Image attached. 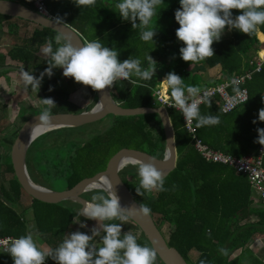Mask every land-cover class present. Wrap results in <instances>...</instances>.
<instances>
[{
  "label": "trees",
  "instance_id": "16d2710c",
  "mask_svg": "<svg viewBox=\"0 0 264 264\" xmlns=\"http://www.w3.org/2000/svg\"><path fill=\"white\" fill-rule=\"evenodd\" d=\"M10 1L19 2L35 11L32 3L27 0ZM44 1L49 13L73 28L84 43L100 40L103 46L118 51L121 62L131 57L138 58L141 60V67L145 69L149 66L147 58L150 55L154 58L156 73L151 80H138L136 85L127 80L116 81L109 88L113 100L118 101L123 108L157 107L154 91L159 89L161 79H166L172 72L183 79L185 88L197 86L202 90L220 84L232 75L251 71L253 66L250 61L262 47L257 35L261 33L264 36V25L257 26L251 35L231 29L227 37H221L214 42L213 56L191 64L181 58L180 48L185 45L176 36L180 25L175 20V12L181 8L180 0H163L157 6L150 24L156 30V35L150 42H144L140 38L141 30H134L131 21L123 20L115 10V5L120 0H96L94 6L83 8L77 7L73 0ZM106 14L109 16L106 17ZM239 14H242L240 10H233V16ZM20 21L34 25L35 28L28 34L18 36ZM0 29H6L7 35L15 37L9 50L0 55V69L11 64L28 72L41 73L48 67L47 61L50 57L46 55L37 62V56L49 46V41L53 51L59 47L55 41L57 32L19 18L0 15ZM259 39L263 40V37L259 35ZM191 66L194 68L193 72L189 68ZM216 67H219V76L213 80H204V70L209 71ZM53 72L45 85H40L35 104L25 107L27 113L24 112L21 125L27 118L39 114L34 109L36 105H42L41 99L52 98L55 101L57 106L51 110L53 114L77 109L69 100L70 94L60 83L63 69H53ZM253 79V83L247 82L244 85L248 90V101L230 113L221 112L216 104L217 98L211 99V106L204 102L199 107L201 115L219 116L220 119L219 124L202 128H197L196 121H193L196 137L204 144L235 157H241L248 152L257 154L260 147L264 149V145L255 142L259 135L257 129L264 127V122L258 119L259 110L264 108V100L258 102L257 96L261 95V90L255 92L257 80H264V63ZM65 84L72 91H76L74 79L71 78ZM85 87L95 104L94 90L90 86ZM50 88L53 90L49 91ZM230 92H234L233 88ZM167 93L172 100L168 86ZM166 112L174 131L175 168L164 176L166 191L145 193L142 197L136 192L139 184V164L123 167L120 176L134 200L151 209L150 216L159 230L162 224L167 225V236L161 230L160 232L167 245L175 248L187 264H264L249 248L257 236H264V204L261 207L256 205L246 176L229 167L205 162L193 147L192 137L184 127L182 114L171 108H167ZM106 118L110 119L108 127L89 128L86 133L79 128H58L42 133L32 142L27 155H32L35 168L41 169L40 156L54 152L55 158L48 159L51 170L46 173L52 179L58 178L64 186L63 190H69L81 180L104 170L109 158L122 147L138 149L159 159L164 158L167 149L163 129L156 114L129 117L110 115ZM254 120L257 123L254 124ZM102 122L103 120L98 123ZM20 126L14 128L12 135L0 137V148L11 147ZM44 136L47 138L46 142L38 146L45 139ZM26 167L32 182L39 184L31 168ZM90 194L91 192L85 193L81 197L89 201ZM24 195L11 163L3 164L0 154V238L16 239L31 233L33 238L36 237L41 242V247L54 250L67 234L74 232L81 205L73 201L47 204L31 197H28L29 202L25 204ZM28 214L32 216L30 225ZM101 223L121 222L114 220ZM130 223L138 228L128 220L122 225V235L129 232ZM83 233L91 235V230ZM136 237L140 245L150 246L141 232ZM92 243L97 247L102 246L98 237ZM193 251L197 253L195 260L189 256ZM0 264H14L11 255L1 249ZM45 264L56 262L49 257ZM156 264L162 263L157 259Z\"/></svg>",
  "mask_w": 264,
  "mask_h": 264
},
{
  "label": "clouds",
  "instance_id": "9594fccd",
  "mask_svg": "<svg viewBox=\"0 0 264 264\" xmlns=\"http://www.w3.org/2000/svg\"><path fill=\"white\" fill-rule=\"evenodd\" d=\"M73 2L80 8L96 4V0ZM162 2L163 0H120L115 5V10L123 20L131 21L134 30L137 28L141 30L140 38L144 42H150L156 35V30L150 27V24L157 6ZM180 5L181 8L175 12V20L180 25L176 30V36L185 45L180 48L181 58L191 64L214 55L212 46L221 39L226 27L251 35L257 26L264 25V0H180ZM233 10H240L242 14L233 16ZM55 41L59 45L55 51L51 48V41L49 46L43 49V53L50 59L47 61L48 67L40 73L39 78L28 71H22L25 87L31 86L33 92L37 90L39 92L43 78L45 76L50 78L54 74L53 69L57 68L63 69L64 77L73 78L76 83L90 86L98 92L111 88L118 80H127L136 85L138 80H151L156 73L155 61L151 55L147 58L149 66L145 69L141 67V60L138 58L131 57L121 62L118 59V51L103 46L100 40L76 46L69 36L60 33L56 35ZM162 83L170 89L173 100L170 106L183 114L187 126L191 127L193 121H196L197 128L220 123L219 116L200 114L199 105L202 102L211 106L207 91L200 95L201 89L197 86L185 88L183 79L175 72L169 73ZM239 83L236 79L231 81L235 93L230 101L232 104L241 96ZM41 102L44 107L37 116L39 121L37 125L50 126L54 117L51 110L57 105L52 98L41 99ZM258 119L264 122V108L259 110ZM253 123L257 121L254 120ZM257 131L259 135L255 142L264 145V128ZM164 158H168L167 154ZM137 172L138 195L144 197L145 193L167 190L164 187V174L154 162H140ZM96 193L92 195L91 201L84 202V207L79 213L80 216L98 222V227L92 228L91 235L76 231L67 234L54 250H41L33 235L28 233L14 239L5 249L11 255L14 264H45L49 257L56 264H156L158 253L154 247L140 245L131 231L122 235V225L130 216L147 217L151 209L143 203L137 209L122 207L120 198L111 184L97 188ZM114 220L121 223H100ZM96 237H100L102 246L97 247L92 243Z\"/></svg>",
  "mask_w": 264,
  "mask_h": 264
},
{
  "label": "water",
  "instance_id": "95a60500",
  "mask_svg": "<svg viewBox=\"0 0 264 264\" xmlns=\"http://www.w3.org/2000/svg\"><path fill=\"white\" fill-rule=\"evenodd\" d=\"M0 15L19 18L21 20L34 23L40 27L51 29L58 34H66L71 38L72 42L76 46H83L84 44L80 35L67 24L57 20L47 19L19 2L0 0ZM94 94L96 102L88 111L74 114L64 112L56 114L52 113L54 116L51 123L54 125L53 129L79 128L101 121L110 115L129 117L156 114L159 117L163 129L167 149L166 154L168 158L159 159L138 149L122 147L109 158L105 169L97 172L92 177L81 180L69 190H48L32 182L25 164L27 150L31 142L34 141L28 140V134L30 130L39 123L37 118L39 114H36L27 118L23 122L10 147L9 159L13 168L14 176L23 192L32 199L47 204H57L62 201H73L81 205L80 212L84 207V202L86 201L81 196L91 190H94L90 188L92 183L102 177H105L109 184L113 186L116 194L120 198L121 206L129 209H137L140 204L134 200L130 190L124 184L120 176V171L128 164H139L140 162L152 161L155 163L157 168L163 172L164 176H167L170 172H172L176 163V149L172 124L169 120L166 109L162 106L123 108L118 101L113 100L109 88L105 89L103 92L94 91ZM153 158L155 159L153 160ZM129 220H131L139 228L149 245L156 249L158 253L157 259L162 264H187L175 248L167 245L164 236L150 215L147 217L143 215L130 216Z\"/></svg>",
  "mask_w": 264,
  "mask_h": 264
},
{
  "label": "built area",
  "instance_id": "2783aa9c",
  "mask_svg": "<svg viewBox=\"0 0 264 264\" xmlns=\"http://www.w3.org/2000/svg\"><path fill=\"white\" fill-rule=\"evenodd\" d=\"M32 3L35 11L42 15L43 17L56 20L52 16L48 9L46 8L44 0H27ZM264 63V51H259L256 57L250 61V65L253 66L251 71L244 72L238 75H232L229 79L223 81L220 84L215 86H210L201 90L200 95H203V92L207 91L209 93L210 99L217 98L216 104L220 108L223 114L230 113L237 107L242 104H245L248 101L249 94L247 88L244 87L247 81L251 79L253 73H258L261 70L262 64ZM233 79L238 80L239 88L241 89V96L238 98L237 102L234 104L230 103L232 97L235 95L234 92H230V89L233 88L231 81ZM165 79H161L159 89L154 91V101L165 109L171 108L176 110L174 107L170 106L173 101L170 99L167 93V86L165 83H162ZM124 81V80H118ZM191 100V97H189ZM202 102L199 107L203 104ZM177 112H180L176 110ZM181 113V112H180ZM182 114V113H181ZM183 117V114H182ZM183 124L189 135L193 140V147L199 156L208 163H214L223 165L233 169L236 173L246 176L253 197L257 199L261 204H264V167H263V154L264 149L260 147L257 154L248 152L247 154L241 157H235L230 154L224 153L222 151L214 150L208 145L204 144L200 139L196 137V128L193 123L191 127L186 125V121L183 118ZM15 238L3 237L0 238V249L6 252V247L10 246L11 242Z\"/></svg>",
  "mask_w": 264,
  "mask_h": 264
},
{
  "label": "rangeland",
  "instance_id": "374dc122",
  "mask_svg": "<svg viewBox=\"0 0 264 264\" xmlns=\"http://www.w3.org/2000/svg\"><path fill=\"white\" fill-rule=\"evenodd\" d=\"M108 16L109 15L106 14V17H108ZM33 28H35L34 25L21 23V25H20V29L21 30L19 31L18 36L19 35L23 36L26 33L27 34L30 33ZM4 33H5L4 31L0 30V41H2L1 39H3V34ZM228 35H229V29H225V31H224V33L222 34L221 37H227ZM3 40H4V43H5L4 45H7L8 49H9L12 46L13 42L15 41V37L8 35V39L6 37H4ZM45 56L46 55L44 53L39 54V56H37V58H36V61L40 62L41 58H43ZM189 68H190V70L192 72L194 71L193 67H189ZM34 75H36L37 78H39V76H40L39 74H36V73H34ZM218 76H219V67H216V68L211 69L209 71H205L204 70V72H203L204 80L205 79L206 80H213L214 78H216ZM47 79H48V76H45L41 83L42 84H44V82L46 83ZM70 79L71 78H67V77L62 76V80H61L60 83L62 85V88L67 90V92L70 94L69 100H70V102L74 103L77 106V109L74 110V111L72 109H70V110H68L67 112H64V113H69V114L73 113L74 114L75 111L82 112V111H85V110H87V111L90 110L94 106V104L92 103V101L90 99L89 93H88L85 85L80 84V83H76L74 81V86L76 88V91H72V89L69 88V86L67 84H65L66 81H68ZM186 96H187V94H186ZM157 106H159V104ZM21 107L19 106L18 107L19 109L14 110V111L9 113V117H10V119H12L11 122L13 123L11 125L13 127L9 124L8 119L7 118L6 119L3 118L1 113H0V137L12 135V133H14V127L21 125V123H22V119L20 118L21 113H22ZM42 108H43V104L42 105H36L34 110L38 111L39 114H40ZM24 111L26 112L25 109H24ZM98 122L92 123V126H91V124H89V125H86V126L79 127V130H81V131L86 133L89 128H101V127L106 128L110 124V119L109 118H105V119H103L102 123H98ZM73 129H75V128H73ZM73 129H70V130H73ZM76 129H78V128H76ZM44 138H45L44 140H42L43 137L40 138L42 141H40L38 146H40L42 143L46 142L47 138L45 136H44ZM32 142H31V144H32ZM31 144H30V146H31ZM30 146H29V148H30ZM0 154H2V162H3V164H7L8 162H10V159H9L10 148L9 147H4V148L1 147L0 148ZM54 158H55L54 157V152L50 153V154H45V155L42 154V157L40 156V158H39V160L42 162L41 169H40L38 167L35 168L36 164H35V162H34V160L32 158V155L28 157V155L26 153L25 164H26V166L31 168L34 176L38 180L39 184H36V185L44 187V188H46L48 190H51V191H62L63 187H64L62 182L59 181L58 178H56V177L54 179H52L46 173L47 170H51V164L48 162V159H52L53 160ZM89 192H91V194H90L91 197H92V195L97 194L95 189L91 190ZM24 196H25L24 203L26 204L27 202H29V198H28L29 196H27L26 194ZM89 201H91V199ZM17 210H19V209L17 208ZM78 213H80V212H78ZM31 218H32V216L30 214H28L27 215V219L29 220V225L32 222V221H30ZM82 225H84V226H82ZM94 227H98V222L97 221L90 220V219L84 218L83 216H80V217H77V220H75L74 232L75 231L83 232L85 230H92V228H94ZM160 230L162 231V233H164L167 236V225L165 223L160 226ZM128 231H131V233L134 234L135 236H139L140 235L139 229L135 228L131 223L128 224ZM101 235H102V233H101ZM98 240L100 241V237H98ZM34 241L36 242L37 246L40 249L46 250L44 247L40 246L41 242L36 237H35ZM189 256H190V258L192 260H195V258L197 256V253L195 251H193V252L190 253Z\"/></svg>",
  "mask_w": 264,
  "mask_h": 264
},
{
  "label": "crops",
  "instance_id": "0c3cea01",
  "mask_svg": "<svg viewBox=\"0 0 264 264\" xmlns=\"http://www.w3.org/2000/svg\"><path fill=\"white\" fill-rule=\"evenodd\" d=\"M21 23H24V22L20 21V22H18V25L20 26ZM0 30L5 32L3 34V39H4V37H6L8 39V35L6 34V29H0ZM259 35H261L263 37V40L259 39ZM257 37H258L260 44L262 45V47L260 48L259 51H264V36H263V34L258 33ZM3 39H1L2 41H0V55H4L6 53V51L9 50L8 46L4 45L5 43H4ZM6 62L8 64V61H6ZM191 67H193V66H191ZM23 70L24 69H19L14 65L12 66L11 64L6 65L5 67L0 69V113H1L3 118L8 119V122L10 125L13 124L11 122L12 119H10V117H9L10 112L19 109L18 107L19 106L21 107L23 105L21 107L22 113L20 112L21 113L20 118L22 119L23 114L27 113V111L26 112L24 111L25 107L33 106L35 104L34 100H36L38 98V93H39L38 90L36 92H33L31 90V86H29L27 88L25 87L24 82L22 80V71ZM29 73L34 75V73H36V72H29ZM258 73H253L251 76V79L247 82L253 83V81H254L253 78ZM36 74L40 75V73H36ZM34 76L36 77V75H34ZM41 85L44 86L45 82H44V84L41 83ZM256 85H257V88H256ZM260 90H261V95L257 96L258 102H260V101L262 102V100H264V80H261V79L257 80V84H255V92H260ZM39 91H40V89H39ZM255 201H256V203H257L256 205L258 207H261L263 205L257 199H255ZM262 207H264V205ZM253 219H255V218H253ZM249 246H250L249 248L252 249V251L255 253V255L258 258L262 259L264 262V236H257L256 239H254ZM239 252H240V250L235 252L234 255H237Z\"/></svg>",
  "mask_w": 264,
  "mask_h": 264
},
{
  "label": "bare ground",
  "instance_id": "6f19581e",
  "mask_svg": "<svg viewBox=\"0 0 264 264\" xmlns=\"http://www.w3.org/2000/svg\"><path fill=\"white\" fill-rule=\"evenodd\" d=\"M54 125L51 124L50 126H38L36 125L33 127L29 134H28V140H35L39 135H41L44 132H49L53 130ZM109 184L108 180L105 177L100 178L96 182L92 183L90 186L91 189H97L99 187H106Z\"/></svg>",
  "mask_w": 264,
  "mask_h": 264
}]
</instances>
